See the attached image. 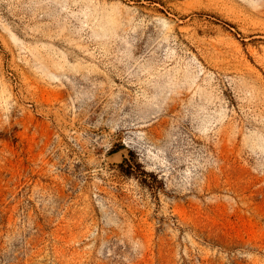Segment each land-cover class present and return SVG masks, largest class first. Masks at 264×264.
I'll return each mask as SVG.
<instances>
[{
    "label": "rangeland",
    "instance_id": "1",
    "mask_svg": "<svg viewBox=\"0 0 264 264\" xmlns=\"http://www.w3.org/2000/svg\"><path fill=\"white\" fill-rule=\"evenodd\" d=\"M0 264H264V0H0Z\"/></svg>",
    "mask_w": 264,
    "mask_h": 264
},
{
    "label": "trees",
    "instance_id": "2",
    "mask_svg": "<svg viewBox=\"0 0 264 264\" xmlns=\"http://www.w3.org/2000/svg\"><path fill=\"white\" fill-rule=\"evenodd\" d=\"M130 159L129 158H125L124 159V163H127L128 164V170L130 172V174H134L133 171H134V166L132 165V163H129ZM124 165V164H123ZM145 172V171H144Z\"/></svg>",
    "mask_w": 264,
    "mask_h": 264
}]
</instances>
